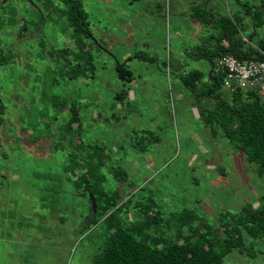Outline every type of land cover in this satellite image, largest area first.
Instances as JSON below:
<instances>
[{"label":"rangeland","instance_id":"rangeland-1","mask_svg":"<svg viewBox=\"0 0 264 264\" xmlns=\"http://www.w3.org/2000/svg\"><path fill=\"white\" fill-rule=\"evenodd\" d=\"M9 3L19 15L34 13L28 1ZM82 3L99 44L89 79L68 80L60 67L63 58L40 55V30L19 37L18 29H0L1 51L14 56L6 70L0 68V100L6 106L0 117V264H93L107 222L90 224L91 199L74 184L86 169L88 180H104L100 185L108 194L131 196L128 208L117 212L121 227L141 218L136 211L158 214V231H168L167 239L183 215L197 216L214 229L221 213L262 204L264 178L222 135L221 117L210 115L220 103L206 85L210 64L195 59L196 47H211L216 26L192 21V16H227L239 23L246 47L258 49L264 23L254 27L255 12L258 8L264 15V0ZM44 38V51H50L62 41L59 27L45 26ZM139 52L153 60L127 62L133 79L123 84L115 63ZM196 70L201 77L188 82ZM121 91L127 98L118 107L114 96ZM218 95L226 101L223 88ZM73 106L78 131L76 123L69 125ZM196 225L186 224L184 232ZM247 243L252 245L248 255L233 250L220 264H264V241Z\"/></svg>","mask_w":264,"mask_h":264},{"label":"trees","instance_id":"trees-1","mask_svg":"<svg viewBox=\"0 0 264 264\" xmlns=\"http://www.w3.org/2000/svg\"><path fill=\"white\" fill-rule=\"evenodd\" d=\"M25 1L31 3L34 12L31 11L32 16L30 14L28 16L19 15L17 8L9 3V0H0V29L3 26L6 29H18L19 37H25L40 30L37 46L41 51L38 52L42 56L44 54H47L48 57L56 56L58 60L63 58L60 67L68 80L89 79V73L94 75L93 52L96 51L94 48H98L99 44L93 38L88 14L83 7L82 0ZM256 11V20L253 19L255 20L254 27H259L264 23V15L260 9L257 8ZM192 17L197 18L204 25L212 22L218 31V35L210 36V41L213 43L209 50H200V46L196 47L195 59H205L211 66L213 60L221 54H231L240 59L251 57L264 59L260 52L264 51V38L260 37L258 49L246 47L240 35L239 23H235L229 17L223 15L217 17L216 15V18L213 16L206 19L199 14ZM47 25L59 27L62 41L66 45L61 44L60 39L50 46V51H44L46 50L44 28ZM1 50L0 68L6 70L5 67L14 56L6 55L5 57ZM69 56L72 57L68 58ZM37 58L43 61V58ZM132 59L148 62L153 60L147 58L143 52H139L128 56L123 62L116 61L115 75L123 84L131 82L133 79V72L127 66V62ZM211 72L209 80L212 82H208L209 85H206L209 94L214 95V98L220 103L209 113L214 120L221 117L222 124H219V127L223 132L222 135L235 143L236 148L244 153L246 161L255 165L257 176L264 178V102L256 93L248 91L232 93L229 102L221 100L218 92L222 88L223 78L214 74L212 70ZM191 74L193 77L188 82L198 81L201 77V72L197 70ZM188 82L185 81V84L189 88H193L194 83L188 84ZM123 95L124 91H121L114 96V99L122 102ZM42 97L45 98L44 92H42ZM227 103L231 105L229 106ZM51 106L53 109H57L55 102H52ZM64 107L62 104L61 109ZM5 108L6 106L0 100V117L3 116ZM70 112L69 125L72 127V124L76 123L75 130L78 131L81 124L77 122L79 119L74 106L71 107ZM0 121L2 122V118ZM100 163H104L103 157ZM89 174L86 169L74 184L80 185V190L83 193L87 192L92 196L90 198V224L96 225L101 219L107 222V236L100 252L94 256L93 264H220L223 258L233 250H238L240 254H247V246H252L247 243L248 240L264 241V195L261 196L262 204L257 208L252 207V204H247L241 208L239 213H221L217 220L218 225L214 229L212 227L209 229L204 222L201 223L197 216L183 215L178 221L177 232L172 238L167 239L165 235L168 231H164L165 229L158 231V227L162 228L158 214L150 215L147 212L142 215L140 211L139 213L136 211L135 215L141 218L137 222H132V225L121 227L117 212L124 207L128 208L131 196L123 198V195L119 196L116 192L108 194L100 185L104 180H88ZM92 201H94V205ZM99 201L103 203L100 206L98 205ZM118 201L119 205H117ZM136 208L138 209L137 205ZM186 210L183 209V211ZM128 215L132 217L133 214ZM196 221L198 225L185 233V225L188 224L189 227L190 223L193 224ZM249 248L254 253L253 247Z\"/></svg>","mask_w":264,"mask_h":264},{"label":"built area","instance_id":"built-area-1","mask_svg":"<svg viewBox=\"0 0 264 264\" xmlns=\"http://www.w3.org/2000/svg\"><path fill=\"white\" fill-rule=\"evenodd\" d=\"M242 40L249 43L243 37ZM260 52L264 56V51ZM211 70L222 76V88L229 93L254 92L264 102V59H240L231 54H221L213 60Z\"/></svg>","mask_w":264,"mask_h":264},{"label":"crops","instance_id":"crops-1","mask_svg":"<svg viewBox=\"0 0 264 264\" xmlns=\"http://www.w3.org/2000/svg\"><path fill=\"white\" fill-rule=\"evenodd\" d=\"M215 18H216V17H215ZM196 20L198 21V19H195V18L192 19V21H196ZM212 25H213V23H209V24L206 25V26H212ZM214 33H215V36L218 35V31H217V29H216V31H214ZM240 35L242 36L243 34H240ZM243 36H244V35H243ZM209 64H210V63H209ZM211 74H212V72H211V64H210L209 72H208V77H205V80L207 81V83H206L207 85H209L208 82H212L211 80H209ZM204 83H205V82H204ZM223 89H224V88H223ZM224 91H225L226 98H227L226 101L229 102L230 99H231V93H229V92H228L227 90H225V89H224ZM127 92L131 94V97L133 96V93L131 92L130 89H128ZM219 92H220V91H219ZM219 92H218V93H219ZM115 95H116V94H115ZM209 96H210L211 98H214V96L212 97V95H209ZM126 98H127V94H126ZM126 98L123 97L122 102L119 101L120 105H118V107H120V106L122 107V104H123L124 102L126 103ZM221 99H222V98H221ZM213 109H214V108H213ZM213 109H212V110H213ZM142 133H143V131H142ZM149 133H150V132H149ZM150 134H151V133H150ZM145 135H146V134H145ZM151 135H152V134H151ZM154 142H157V139H155Z\"/></svg>","mask_w":264,"mask_h":264},{"label":"water","instance_id":"water-1","mask_svg":"<svg viewBox=\"0 0 264 264\" xmlns=\"http://www.w3.org/2000/svg\"><path fill=\"white\" fill-rule=\"evenodd\" d=\"M0 99H1V88H0ZM89 197L92 198L91 194H89ZM92 204L94 205V201H92ZM94 208V206H93Z\"/></svg>","mask_w":264,"mask_h":264}]
</instances>
